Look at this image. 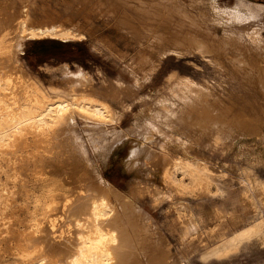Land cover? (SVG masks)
<instances>
[{
    "label": "rangeland",
    "instance_id": "1",
    "mask_svg": "<svg viewBox=\"0 0 264 264\" xmlns=\"http://www.w3.org/2000/svg\"><path fill=\"white\" fill-rule=\"evenodd\" d=\"M0 15V131L14 98L109 116L74 106L0 142V264H38L36 203L79 181L118 217L103 264H264V0H0Z\"/></svg>",
    "mask_w": 264,
    "mask_h": 264
},
{
    "label": "bare ground",
    "instance_id": "2",
    "mask_svg": "<svg viewBox=\"0 0 264 264\" xmlns=\"http://www.w3.org/2000/svg\"><path fill=\"white\" fill-rule=\"evenodd\" d=\"M243 8L245 7L243 6ZM248 12L251 13L250 11ZM3 19L5 20L4 23H6V20L8 18L7 19L3 18ZM0 22H1V18H0ZM4 23L1 22V27L5 29ZM28 32L29 31H27V33ZM41 32L43 34V31ZM54 32L56 35H58L59 37L65 40L79 38V36L76 33L66 29H59V30L56 29L55 31H53V33ZM24 34H26V32ZM29 34L31 35V36L29 35L30 37L28 36L29 38L31 37L36 38L37 35L36 32H29ZM22 36L23 35H21L20 37L22 38ZM1 81L2 80L0 78V92H2L1 88L7 89L8 87L7 86L8 83L6 82L3 83V81L2 82ZM13 84L12 86H14ZM13 88L10 91V93L13 95L15 94L18 95V93H15ZM3 94L4 93L2 94L0 93L1 96ZM6 95L7 93H5V95L3 96ZM9 95L10 94L8 93V96ZM1 98L5 99L3 97ZM9 98L12 97L9 96ZM6 99L5 101H7L8 103L10 100L9 99L6 100ZM13 100L10 101L11 103H8L9 105L11 104L10 107L13 110V113H11L12 114L11 118L9 119L8 117V119L10 120V125L9 127H6L2 131H0V142L6 141V139L11 134L10 131L15 132V135H19L22 137L25 134L22 133V131L26 125L36 127L38 131L47 133L46 130H49L52 124L63 123V121L68 117L74 106H76L75 107L76 109H79L80 111L85 113L86 116L89 115L90 118H93L95 120L104 121L109 117L106 107L101 104L75 102L76 104L75 105L73 104L74 106L72 107L71 105L72 103L70 104L66 100L49 102V103H39L38 101H35L34 106L26 103V105H24L23 108H21L20 106L18 107V103H19L17 101L18 99L14 101ZM62 181H64L66 184L68 182L65 179ZM79 182L81 183V185L79 186L74 185L75 187L73 186L74 188L70 189L69 191L70 194L67 193L66 194L67 196H64V194H60L59 191L55 192V190H52V192L53 191L55 192V193H51L53 197L52 196L50 197L52 198H49L47 200L43 198L44 200L40 201L39 199V201H37L36 209L37 210L41 209L43 211L42 219L44 218L49 219V221H47L46 225H44L42 219H36V223H34V229L30 231L31 235L29 237L31 238V240L29 239V241L34 242L36 244V249L32 250L31 252H27L26 256H29L34 260H37L38 264H93V263L101 264V262L103 264L104 260L109 262V260L111 259L110 255L112 257V250H114L115 248H117V246L120 245L119 243H118L119 245H117L116 242L119 240L116 236L117 232L115 233V229L108 230L110 226H113L114 224L116 226L117 224L116 221L118 217L117 215L110 216V210L107 208L104 200L97 199L98 195L109 196L110 195L109 190L103 186H96L95 188L96 192L91 193L89 192V188L90 189L92 188L91 185L85 183L82 184L81 181ZM60 189L61 188H59V190ZM76 225H78V227H75ZM114 243H116L117 246H115ZM51 253H53V256L62 255V258L59 257V259H57L56 261H53L52 259L50 260L48 258H49V254ZM116 263H118L117 259H116Z\"/></svg>",
    "mask_w": 264,
    "mask_h": 264
},
{
    "label": "crops",
    "instance_id": "3",
    "mask_svg": "<svg viewBox=\"0 0 264 264\" xmlns=\"http://www.w3.org/2000/svg\"><path fill=\"white\" fill-rule=\"evenodd\" d=\"M245 5V4H244ZM248 6V5H247Z\"/></svg>",
    "mask_w": 264,
    "mask_h": 264
},
{
    "label": "trees",
    "instance_id": "4",
    "mask_svg": "<svg viewBox=\"0 0 264 264\" xmlns=\"http://www.w3.org/2000/svg\"><path fill=\"white\" fill-rule=\"evenodd\" d=\"M36 43H38V42H36Z\"/></svg>",
    "mask_w": 264,
    "mask_h": 264
}]
</instances>
